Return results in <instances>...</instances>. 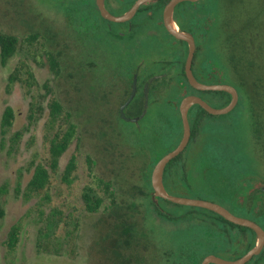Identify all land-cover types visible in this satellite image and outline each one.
I'll return each instance as SVG.
<instances>
[{"label":"flooded vegetation","instance_id":"1","mask_svg":"<svg viewBox=\"0 0 264 264\" xmlns=\"http://www.w3.org/2000/svg\"><path fill=\"white\" fill-rule=\"evenodd\" d=\"M136 1L61 0L58 13H51L48 26L53 31L51 40H62L63 48L56 52V57L60 56L68 70L67 92L71 89L75 92L78 111L93 114L91 121L96 126L109 128L117 117L138 127L153 110L178 115V119L161 118L145 125L143 130L137 128V140L135 137L130 155L138 158L140 165L130 189L139 197L130 202L131 216L124 225L123 241L130 250L127 264H149L151 260L154 264H202L209 255L225 260L239 259L257 242L258 235L252 229H241L238 227L241 225L213 210L154 194L153 167L178 145L183 134L181 101L186 96H198L219 108L228 104L231 96L227 91L197 89L189 82L188 42L172 35L164 22V9L170 0L142 2L124 20L102 13L104 7L110 15L121 17ZM213 1H179L173 8L172 18L178 28L193 37L190 69L197 81L229 84V72L235 73L237 69L238 82L243 79L242 65L235 66L228 54L213 56L209 41L215 29ZM230 85L238 94L234 109L240 94L234 84ZM202 110L205 109L199 104L188 107L190 135L184 148L164 166L165 191L176 197L213 202L264 229L261 224L264 222V176L248 167L244 155L225 152L221 141H212L206 135L210 122ZM139 205L146 212L143 218L148 222L147 232H138L133 219ZM149 210L156 213V218L169 221L168 226L179 228L177 233L170 234L168 242L159 244L160 249L154 254L156 260L148 257L147 237L155 225L149 220ZM243 264H264V243L260 252Z\"/></svg>","mask_w":264,"mask_h":264},{"label":"rangeland","instance_id":"2","mask_svg":"<svg viewBox=\"0 0 264 264\" xmlns=\"http://www.w3.org/2000/svg\"><path fill=\"white\" fill-rule=\"evenodd\" d=\"M60 1L0 0V30L19 40L15 52L0 66V187H5L0 195V264H127L130 250L123 241L124 225L131 216L130 202L139 197L130 189L140 165L138 158L130 155L137 140V128L143 130L145 125L161 118L178 119V115L153 110L138 127L114 117L111 127L100 128L91 121L93 114L79 112L77 95L72 89L67 92L66 64L58 56L60 67L55 73L48 60L49 51L56 55L63 48L61 38L51 40L53 31L48 28L51 13H58ZM241 3L236 0L232 9L218 8L219 13L228 17L243 14ZM216 9L213 4L215 14ZM31 33L39 36L30 41ZM209 41L214 57L229 55L227 44L221 45L212 35ZM245 71L249 76L254 74L242 65V72ZM14 73L15 79L10 82ZM229 73L228 83L238 88L237 74ZM241 95L230 112L207 117L210 130L206 135L212 141H221L225 152L244 155L248 167L264 176L262 144L253 136ZM53 97L70 112L76 131L59 158L56 171L50 173L44 194L29 197L25 191L32 173L29 161L35 158L45 162L48 156V102ZM6 106L14 109L15 118L11 128L2 134L1 116ZM32 108L36 118L30 121ZM20 130L17 143L11 145L10 137ZM71 156H75L76 166L70 181L65 182L62 174ZM105 183L109 184L108 190H115L118 205L112 204ZM87 188L102 198L97 211L85 208L82 193ZM145 213L142 205L133 212L138 232L148 231ZM149 214L155 225L147 237L148 257L156 260L154 254L160 249L159 244L168 242L179 228L168 226L169 221L156 218V213L150 210ZM261 224L264 226L263 221ZM13 225L18 226V241L10 250L6 242ZM117 231L123 234L120 241L116 239ZM149 264H154L153 260Z\"/></svg>","mask_w":264,"mask_h":264},{"label":"trees","instance_id":"3","mask_svg":"<svg viewBox=\"0 0 264 264\" xmlns=\"http://www.w3.org/2000/svg\"><path fill=\"white\" fill-rule=\"evenodd\" d=\"M236 0H214L215 29L212 33L216 39L226 43L229 50V57L233 59L235 66L238 64L245 66V69L254 71L249 76L243 72V79L237 82L239 94H242V101L245 110L250 117L254 138L261 142V150L264 152V0H240L243 14L236 13L234 16H225L219 13L218 8L229 6L231 9ZM39 34L31 33L30 41L35 40ZM18 38L13 34L4 33L0 30V66L4 65L7 59L15 52ZM48 60L50 67L55 73L59 72V60L55 53L49 51ZM240 60V61H239ZM248 72V71H247ZM237 73V69L235 70ZM16 73L9 77L10 82L15 79ZM202 112L209 116L205 110ZM48 156L45 162L32 158L29 161V168L32 169L31 177L26 185V195L44 194L50 181V173L55 172L59 158L67 149L75 134V123L71 120V114L64 109L63 105L56 98H51L48 102ZM15 118L14 109L6 106L1 116V132L5 134L12 126ZM35 111L30 110V121L35 120ZM66 124V125H65ZM22 131H16L10 137L11 145H15L21 136ZM12 147V146H11ZM75 156H71L62 179L70 181V176L75 169ZM108 190L109 184L105 183ZM5 192V187H0V195ZM112 202H115V190H108ZM85 208L89 212L97 211L102 203V198L91 188L85 189L82 193ZM241 229L250 230L247 227L238 226ZM126 231V230H125ZM118 232L116 238L120 241L123 234ZM126 233V232H123ZM120 239V240H119ZM18 241V226L13 225L7 236V247L12 250ZM119 243V242H118Z\"/></svg>","mask_w":264,"mask_h":264},{"label":"water","instance_id":"4","mask_svg":"<svg viewBox=\"0 0 264 264\" xmlns=\"http://www.w3.org/2000/svg\"><path fill=\"white\" fill-rule=\"evenodd\" d=\"M147 1L149 0H137L135 4L133 5V7L121 17H114L110 15V13H108L104 7H102V13H104L108 17H111L112 19H115V20H124L130 17L134 13V11L137 9L140 3L147 2ZM179 1H183V0H170L166 4L165 9H164V22H165V25L168 31L172 35H174L178 39H182L188 42L189 50H188V55L186 59V72H187L189 82L197 89L227 91L230 94L231 99L228 102V104H226L223 107H219V108H215L209 105L207 102H205L198 96H186L181 101L180 111H181V119H182V124H183V134H182L181 140L178 143V145L174 149L166 153L164 156H162L155 163L153 167L152 174H151V180H152V185L154 188V194L157 197L162 196L173 202L187 204V205H194V206L204 207V208L213 210L237 225H241V226L252 229L258 235L257 242L254 245V247H252V249H250L245 255H243L239 259L225 260L220 257H216L214 255H209L202 262V264H208V262H213L216 264H243L248 259H250L252 255L258 254L260 250L262 249V246L264 243V229L258 223L248 218L235 216L231 214L225 208L213 202L199 200V199L182 198V197H176V196L170 195L165 191L163 184H162V173H163V169H164L166 162L169 159L173 158L175 155H177L184 148V146L186 145L188 141V138L190 135V126H189L188 119H187L188 107L192 104H199L208 113L213 114V115H219V114H225L231 111L233 107L236 105L237 99H238L237 90L232 85L230 84H205V83H201L197 81L195 77L192 75L191 69H190V62H191L193 52H194L193 37L189 32L183 31L180 28H178L172 18L173 8L175 4ZM189 1L193 2L196 0H189Z\"/></svg>","mask_w":264,"mask_h":264}]
</instances>
